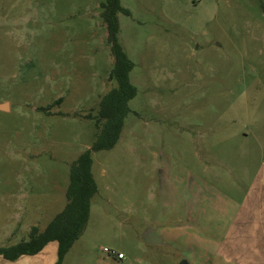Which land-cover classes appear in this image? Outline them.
<instances>
[{
  "label": "rangeland",
  "instance_id": "374dc122",
  "mask_svg": "<svg viewBox=\"0 0 264 264\" xmlns=\"http://www.w3.org/2000/svg\"><path fill=\"white\" fill-rule=\"evenodd\" d=\"M100 1L0 0V245L64 207L69 165L95 139L88 115L116 85ZM120 3L136 91L114 146L92 152L98 189L59 264H178L182 237L148 239L165 212L190 197L206 214L186 230L213 238L216 201L244 197L264 166V0Z\"/></svg>",
  "mask_w": 264,
  "mask_h": 264
},
{
  "label": "trees",
  "instance_id": "16d2710c",
  "mask_svg": "<svg viewBox=\"0 0 264 264\" xmlns=\"http://www.w3.org/2000/svg\"><path fill=\"white\" fill-rule=\"evenodd\" d=\"M99 6L100 17L107 32L109 51L113 56V66L108 77L113 79L116 85L101 96L97 113L88 115L94 118L97 133L91 145L80 152L69 165V182L64 207L52 217L43 230L32 227L27 239L0 246V255L7 259L36 253L46 243L55 240L57 257L54 264L60 263L64 253L83 231L89 213L90 198L98 189L91 171L92 152L114 146L129 111L127 102L135 95V86L129 79L133 62L117 41L119 30L117 13L128 15L129 11L121 6L120 0H101Z\"/></svg>",
  "mask_w": 264,
  "mask_h": 264
},
{
  "label": "crops",
  "instance_id": "0c3cea01",
  "mask_svg": "<svg viewBox=\"0 0 264 264\" xmlns=\"http://www.w3.org/2000/svg\"><path fill=\"white\" fill-rule=\"evenodd\" d=\"M191 201L187 197L182 208L170 207L164 214L167 223L160 224L158 231L148 236L149 242L164 240L175 246L182 237L184 248L178 264H264V166L254 175L244 197L224 195L216 201L213 209L221 222L213 238L202 237L200 232L191 233L189 227L186 230L188 221L197 223L206 214L205 208ZM44 227L37 229L41 231ZM56 257L57 242L52 240L33 254H22L15 259L0 255V264H54Z\"/></svg>",
  "mask_w": 264,
  "mask_h": 264
},
{
  "label": "built area",
  "instance_id": "2783aa9c",
  "mask_svg": "<svg viewBox=\"0 0 264 264\" xmlns=\"http://www.w3.org/2000/svg\"><path fill=\"white\" fill-rule=\"evenodd\" d=\"M102 252L112 258H116V259H122L125 257L124 253L122 251H118L112 247H108V246H103L101 248Z\"/></svg>",
  "mask_w": 264,
  "mask_h": 264
},
{
  "label": "water",
  "instance_id": "95a60500",
  "mask_svg": "<svg viewBox=\"0 0 264 264\" xmlns=\"http://www.w3.org/2000/svg\"><path fill=\"white\" fill-rule=\"evenodd\" d=\"M7 106L5 102H0V110H6Z\"/></svg>",
  "mask_w": 264,
  "mask_h": 264
}]
</instances>
